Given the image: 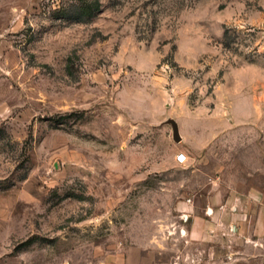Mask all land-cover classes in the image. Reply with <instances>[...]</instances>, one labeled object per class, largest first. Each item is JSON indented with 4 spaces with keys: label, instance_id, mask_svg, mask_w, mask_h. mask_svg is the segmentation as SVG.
Masks as SVG:
<instances>
[{
    "label": "rangeland",
    "instance_id": "374dc122",
    "mask_svg": "<svg viewBox=\"0 0 264 264\" xmlns=\"http://www.w3.org/2000/svg\"><path fill=\"white\" fill-rule=\"evenodd\" d=\"M0 264H264V0H0Z\"/></svg>",
    "mask_w": 264,
    "mask_h": 264
},
{
    "label": "water",
    "instance_id": "95a60500",
    "mask_svg": "<svg viewBox=\"0 0 264 264\" xmlns=\"http://www.w3.org/2000/svg\"><path fill=\"white\" fill-rule=\"evenodd\" d=\"M173 126H174V137L178 141L180 140L179 127H178V123L174 120H173Z\"/></svg>",
    "mask_w": 264,
    "mask_h": 264
},
{
    "label": "built area",
    "instance_id": "2783aa9c",
    "mask_svg": "<svg viewBox=\"0 0 264 264\" xmlns=\"http://www.w3.org/2000/svg\"><path fill=\"white\" fill-rule=\"evenodd\" d=\"M180 162L184 161L185 160V157L184 158H180L178 159Z\"/></svg>",
    "mask_w": 264,
    "mask_h": 264
}]
</instances>
